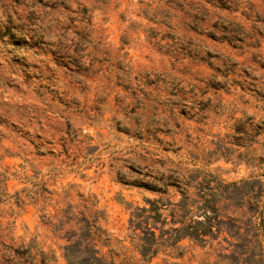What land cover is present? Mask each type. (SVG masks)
Wrapping results in <instances>:
<instances>
[{"label": "clouds", "instance_id": "9594fccd", "mask_svg": "<svg viewBox=\"0 0 264 264\" xmlns=\"http://www.w3.org/2000/svg\"><path fill=\"white\" fill-rule=\"evenodd\" d=\"M0 174V264H264V0H0Z\"/></svg>", "mask_w": 264, "mask_h": 264}, {"label": "rangeland", "instance_id": "374dc122", "mask_svg": "<svg viewBox=\"0 0 264 264\" xmlns=\"http://www.w3.org/2000/svg\"><path fill=\"white\" fill-rule=\"evenodd\" d=\"M70 159L76 160V159H79V157H70ZM6 160H7L9 168H11V167H22L23 166L21 161H19L18 159H14L13 157H7ZM89 171H91V169H86L84 172H81L80 174L77 175L70 170L66 176H64L60 181H58V183L67 184L71 187L79 186L81 190L76 191L74 194V198L77 200H79V199H85L86 200V199H88L89 196L96 197L97 193L100 191V186L97 185L95 181H93L92 184L89 185L88 179H86ZM0 175H2V174H0ZM13 176H15V173H13ZM8 184L10 187L12 186V180L11 179L8 180ZM132 187L136 190V195L139 196L140 186L133 185ZM23 190L24 189L21 186V187L17 188V193L20 191H23ZM143 190L145 192H151L152 193L151 195L148 196V198L150 200H153L156 197H158L159 195H161V193L154 192L153 190H151L149 188H144ZM45 191L51 193L50 186L48 188H45ZM181 195H182V193H181ZM197 195H199V193ZM139 199L142 202V205L145 208L149 209L150 204L147 203L146 199L144 197H139ZM0 201H2V197H0ZM205 203H207V200H205ZM16 206L19 207L18 202L16 203ZM203 206H204L203 204L200 205V207H203ZM24 215H25V220L23 221V223L31 224L32 219L28 215V213L25 212ZM113 215L116 218V224H118L120 221H123L125 224H128L131 220L130 216H128V215L122 216L118 212L114 213ZM223 219H224L223 217H219V216L215 217L210 222V227L208 229V232H205L204 235L207 236L209 232L215 233V235H212L211 238L214 241L215 240H223L225 246H227L229 237L226 233L221 232L220 226L218 223V222L222 221ZM157 223H159L158 219H157ZM261 223H262V225H264V221H261ZM116 224L110 223V225H109V227L112 229L113 232H119L121 230L120 228H118L116 226ZM137 227L139 228V224L137 225ZM105 230H107V229H105ZM154 235H155V233H154ZM48 243L54 249L55 253L57 255H60V246L58 244H56L54 240H49ZM41 264H43V260L41 261Z\"/></svg>", "mask_w": 264, "mask_h": 264}, {"label": "trees", "instance_id": "16d2710c", "mask_svg": "<svg viewBox=\"0 0 264 264\" xmlns=\"http://www.w3.org/2000/svg\"><path fill=\"white\" fill-rule=\"evenodd\" d=\"M141 187V186H140ZM145 188H147V187H145ZM152 190V189H151ZM150 199L149 198H147L146 199V201H147V203H149L148 201H149ZM150 204V203H149ZM152 208V205L150 204V207H149V209H151ZM154 234V233H153Z\"/></svg>", "mask_w": 264, "mask_h": 264}]
</instances>
